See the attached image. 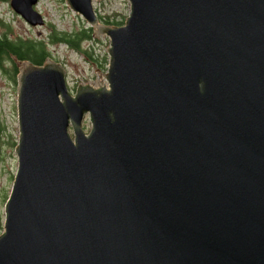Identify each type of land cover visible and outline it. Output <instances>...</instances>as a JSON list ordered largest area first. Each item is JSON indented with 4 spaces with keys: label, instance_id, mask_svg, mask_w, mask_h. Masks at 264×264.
Returning <instances> with one entry per match:
<instances>
[{
    "label": "water",
    "instance_id": "1",
    "mask_svg": "<svg viewBox=\"0 0 264 264\" xmlns=\"http://www.w3.org/2000/svg\"><path fill=\"white\" fill-rule=\"evenodd\" d=\"M38 1L10 7L39 27ZM65 1L109 39L108 86L12 58L0 264H264V0H127L118 28Z\"/></svg>",
    "mask_w": 264,
    "mask_h": 264
},
{
    "label": "rangeland",
    "instance_id": "2",
    "mask_svg": "<svg viewBox=\"0 0 264 264\" xmlns=\"http://www.w3.org/2000/svg\"><path fill=\"white\" fill-rule=\"evenodd\" d=\"M99 9L106 12L103 4ZM37 11L43 16L45 25L32 28L10 7L0 4V20L2 21L0 34L7 32L10 40H41L46 37L50 26L67 34L86 28V23L79 15L70 10L65 0H41L37 5ZM119 19L118 17L117 20ZM83 46L85 48L89 46L90 50H92V46L95 56H103L108 48L107 37L100 35L97 38L94 36L93 42L84 43ZM50 51L52 61L65 69L67 87L71 93H74L76 88L81 85H92L95 88L97 84L105 83L104 78L100 75H103L102 71L93 68L92 62L86 56L80 55L64 45L50 47ZM16 74L18 76V72H11V63L0 64V235L3 231L5 202L17 170L15 147L19 136L17 112L19 82ZM83 128L85 133L89 132L88 117L83 122ZM12 143L14 144L12 145Z\"/></svg>",
    "mask_w": 264,
    "mask_h": 264
},
{
    "label": "trees",
    "instance_id": "3",
    "mask_svg": "<svg viewBox=\"0 0 264 264\" xmlns=\"http://www.w3.org/2000/svg\"><path fill=\"white\" fill-rule=\"evenodd\" d=\"M1 24L2 21L0 20ZM105 24L109 26L120 25L113 20L106 21ZM91 40H94L93 30L87 27L67 34L59 32L54 26H50L46 37L41 40H10L7 32H2L0 34V64L3 62L11 63V72L14 73L18 72V70L12 58L21 62H31L34 66H43L48 58H52L50 47L64 45L78 54L86 56L95 64L97 69L102 71L106 64V55L102 60H95L94 54L83 47L84 41Z\"/></svg>",
    "mask_w": 264,
    "mask_h": 264
},
{
    "label": "flooded vegetation",
    "instance_id": "4",
    "mask_svg": "<svg viewBox=\"0 0 264 264\" xmlns=\"http://www.w3.org/2000/svg\"><path fill=\"white\" fill-rule=\"evenodd\" d=\"M9 3H10V0H1L0 1V4H3L5 6H7V7H10V4ZM86 60H88V59L86 58ZM15 76H17V74Z\"/></svg>",
    "mask_w": 264,
    "mask_h": 264
}]
</instances>
